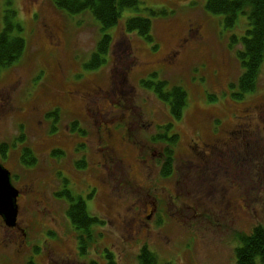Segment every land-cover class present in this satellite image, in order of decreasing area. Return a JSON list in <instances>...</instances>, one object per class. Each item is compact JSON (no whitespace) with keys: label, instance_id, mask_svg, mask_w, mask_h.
<instances>
[{"label":"rangeland","instance_id":"374dc122","mask_svg":"<svg viewBox=\"0 0 264 264\" xmlns=\"http://www.w3.org/2000/svg\"><path fill=\"white\" fill-rule=\"evenodd\" d=\"M206 1L138 0L101 30L87 10L71 15L51 0H0V30L7 16L11 35L25 43L0 70V163L19 191L16 225L0 217V264H104L105 250L117 264H138L143 246L158 264H234L238 236L264 227L263 125L231 157L227 174L195 166L192 140L211 138L214 119L229 129L242 108L264 107V51L254 89L240 100L232 94L247 18L227 28ZM133 16L151 19L152 42L124 30ZM104 34L111 37L105 61L87 69ZM158 81L163 92L186 93L179 118L155 92ZM97 121L109 129L98 135ZM157 151L172 152L169 178ZM78 198L102 221L91 226L85 251L66 214Z\"/></svg>","mask_w":264,"mask_h":264},{"label":"trees","instance_id":"16d2710c","mask_svg":"<svg viewBox=\"0 0 264 264\" xmlns=\"http://www.w3.org/2000/svg\"><path fill=\"white\" fill-rule=\"evenodd\" d=\"M55 8L68 14L75 15L83 11H89L94 19L99 23L101 30L115 26L119 22L121 11L124 8H134L138 0H51ZM207 11L223 15L224 25L227 28L234 26L238 15H244L247 18L249 28L246 29L244 36L240 37L242 50L235 51L236 58L243 68L237 81V90L233 92V99L240 100L245 94L254 89L258 79L259 68L263 60L264 51V0H207L205 4ZM151 15H157L158 11L149 10ZM13 14V12H12ZM13 24L8 22L5 17V23L0 30V70L10 66L22 54L25 43L23 38L12 36ZM126 32L136 31L139 36L152 42L151 19L145 17H129L124 22ZM238 42L236 37H232V43ZM111 43V37L107 34L102 35L96 43V47L91 54L85 67L93 70L100 67L105 59L104 56ZM141 84L150 87L153 83L142 80ZM164 83L158 81L155 86L157 95L169 103V109L174 118H179L183 107L185 106V95L181 87L174 86L162 91ZM53 115H56L54 113ZM53 128V127H52ZM165 139V137H162ZM174 138V137H173ZM169 139V138H168ZM166 138L168 142H170ZM171 140V139H170ZM175 141V140H174ZM3 146V145H2ZM0 146V147H2ZM25 150L24 162L32 165L34 157ZM171 151H167V162H164L161 174L168 176L171 172ZM65 188V186H64ZM64 189V195L69 193ZM63 193V192H62ZM72 225L78 230L77 241L81 249L85 251L87 244L92 239L91 226L102 224L101 219L87 212L84 202L78 198L71 203L66 212ZM240 246L235 249L234 264H264V227L256 225L249 234L241 233L238 236ZM104 264H117L110 251L105 250ZM138 264H158L155 255L143 246L137 256ZM26 264H34L28 261ZM90 264H96L91 261Z\"/></svg>","mask_w":264,"mask_h":264},{"label":"flooded vegetation","instance_id":"af4514ba","mask_svg":"<svg viewBox=\"0 0 264 264\" xmlns=\"http://www.w3.org/2000/svg\"><path fill=\"white\" fill-rule=\"evenodd\" d=\"M52 37V35H50ZM174 54V53H173ZM101 89L95 90L92 94L90 92L86 93V100L88 98H97L100 96ZM113 91V94L116 95V93ZM72 93V92H71ZM108 92L105 93L107 95ZM87 104V101H86ZM85 104V105H86ZM260 111L258 113H251V111L248 108H242L241 113L238 116H236V122L233 124L232 127L229 129H224L222 126L223 121L220 122V119H214L215 121H219L217 125H212L211 128V138L207 140H202L201 137H197L196 140H192V151L195 156V158L198 160L195 164V166L202 170H206L209 168H213L214 171H218L221 173L227 174L231 168H232V162L231 157L235 156L237 153H239L241 150H246L249 148L250 145V139L254 135V128L257 130L259 129L260 125L264 126V107H261ZM86 111L89 110L87 105L85 106ZM99 107L97 108V110ZM97 116L100 118H103V114L99 113V110L97 112ZM253 119L258 121V124H254ZM97 123H100L97 121ZM99 129H97V133L101 134L102 131L100 130L101 127H103L105 130H108L109 128L105 126V122L102 121L99 124ZM82 129V128H81ZM104 152H110L111 149L108 146H102L100 148ZM159 153V154H158ZM157 154L160 155L159 158L163 160L164 162H167V155L164 151H157ZM153 156V153H152ZM105 160H111L110 154L109 156L104 157ZM153 160H156L158 157L153 156ZM214 166V167H212ZM173 168H172V162H171V172L168 176H165L166 178H169L172 174ZM152 211V205L149 209V212Z\"/></svg>","mask_w":264,"mask_h":264},{"label":"water","instance_id":"95a60500","mask_svg":"<svg viewBox=\"0 0 264 264\" xmlns=\"http://www.w3.org/2000/svg\"><path fill=\"white\" fill-rule=\"evenodd\" d=\"M18 193L11 183L9 170L0 164V217L8 227L16 225Z\"/></svg>","mask_w":264,"mask_h":264}]
</instances>
